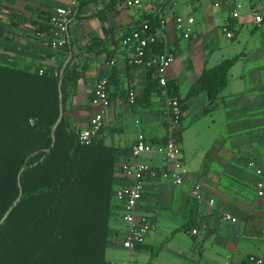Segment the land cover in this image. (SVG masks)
<instances>
[{
  "label": "crops",
  "instance_id": "1",
  "mask_svg": "<svg viewBox=\"0 0 264 264\" xmlns=\"http://www.w3.org/2000/svg\"><path fill=\"white\" fill-rule=\"evenodd\" d=\"M163 1L143 0L142 7L127 9L123 0H79L70 20L71 50L74 55H78V62L86 69L75 93L66 104V114L75 130L86 128L92 115L90 100L94 84L101 77L109 79L110 107L104 118L100 138L121 153L117 168L132 161L129 151L138 135H144L156 143L162 142L167 135L169 110L164 91L157 88L151 91L148 99H144L145 71L138 67L129 69L127 54L121 43L115 44L140 24L143 15L156 12ZM208 1L213 2L175 0L173 4L169 0L161 13L162 18L172 13L174 16L194 19V34L189 39L172 31L168 23L164 34L157 32L165 50H172L175 57L177 52L187 55L184 71L176 70L175 59L167 70L168 81H178L180 99L186 95L204 67H213L221 62L210 65L206 58L199 63L190 61L189 54L194 44L199 42V26L201 28L204 19L212 15L206 12ZM67 3L68 0H0V64L28 71H56L62 59L51 47L48 17L54 9L64 7ZM248 5L247 15H240L231 22L236 27L240 26L239 31L244 24L249 25L251 36L258 38V43L249 46L240 57L244 68L239 81L250 88L228 94L225 89L218 105L208 112H204V93L188 100L183 116L184 121L189 115L192 116L188 126L208 116L213 124L219 121L221 130L212 147V156H208L207 152L206 159L197 165L193 164V167L191 163L186 165L181 145L187 170V178L181 186H175L162 178L145 183L137 214L146 215L154 228L136 255L144 264H156L165 253H169V264H238L251 254L264 258L260 255L264 253V195L259 197L257 194V177L255 170L249 166V154L239 151L243 141L236 142L247 133L250 117L256 114L258 108L264 115V21L255 25L250 16L252 11H256L264 17V0H260L259 4L248 0ZM228 6L225 4L220 8L222 12L227 11L222 15L221 24L234 8L233 5L230 9ZM180 40L187 41L188 45L180 48ZM109 56L110 61L115 62L111 67L107 65ZM230 72L226 88L230 85ZM131 88L136 92L137 99L133 105H128L127 94ZM181 133L182 125L180 138ZM250 142L246 144L249 150L255 148ZM262 144L256 146L258 151L255 154L259 159L252 162L257 161L255 163H261L264 168ZM140 160L158 171L166 167L158 154L144 155ZM116 175H119L117 171ZM192 184L200 186L203 196L201 204L196 203L189 194ZM210 199L214 200V206L208 205ZM221 209L231 214L236 222L222 220ZM194 229L197 231L195 235L191 233ZM125 231V225L117 219L113 224L115 240L107 248L109 264H120L125 259L118 261V258L127 259L129 256L121 249ZM170 234L172 238L165 241ZM173 242L175 246L172 250L170 245ZM157 249L159 251L154 255ZM222 257L225 259L221 262Z\"/></svg>",
  "mask_w": 264,
  "mask_h": 264
},
{
  "label": "trees",
  "instance_id": "2",
  "mask_svg": "<svg viewBox=\"0 0 264 264\" xmlns=\"http://www.w3.org/2000/svg\"><path fill=\"white\" fill-rule=\"evenodd\" d=\"M168 2L143 15L135 28L146 24L148 34H157ZM173 19L171 13L167 23L172 31ZM239 28L232 22L229 26L234 36ZM151 48L154 53L165 51L160 41ZM54 53L62 59L56 76L48 69L39 74L40 69L0 64V222L11 208L0 223V264H109L107 248L115 240L117 220L115 189L125 183L116 175L121 153L100 138L102 129L89 145L77 141L65 107L86 68L70 43ZM241 56L204 67L181 99L178 81H167V96L180 99L184 114L188 100L204 93V112L210 111L218 105L229 72ZM145 73L143 97L148 99L151 91L163 89L154 70ZM176 136L180 139V131Z\"/></svg>",
  "mask_w": 264,
  "mask_h": 264
},
{
  "label": "built area",
  "instance_id": "3",
  "mask_svg": "<svg viewBox=\"0 0 264 264\" xmlns=\"http://www.w3.org/2000/svg\"><path fill=\"white\" fill-rule=\"evenodd\" d=\"M79 0H68L64 7H58L48 17V27L51 47L53 50H59L69 43V25L70 20L74 16V11ZM216 7L225 4L234 3L235 0H213ZM175 3V0H172ZM124 7L127 9H137L142 7L143 0H123ZM239 4H235L231 10L229 17L221 26L222 33L226 38L233 39L234 34L229 29L231 20H237L240 16ZM252 22L260 25L264 21V17L256 11L250 13ZM168 17H163L160 22L159 34L166 32ZM174 30L182 38L189 39L193 33L194 19L175 15L173 19ZM1 37V32H0ZM157 34H148V26L146 24L133 29L127 36L121 40V46L127 54L128 64L141 68L144 71L154 70V76L159 87L164 91L167 97V107L169 110L168 131L165 141L162 144H154L144 135H138L135 143L130 147L129 155L132 161L125 162L118 166L117 172L119 176L125 180V183L117 186L115 189V200L117 203L116 218L125 225L126 231L121 240V248L128 253V258L120 264H144L140 262L136 255L140 248L146 243L147 236L153 230L154 226L146 215H138L137 210L143 199L145 183L148 180H156L162 178L170 181L175 186H181L187 178V170L185 168L180 139L176 133L180 131L182 118L184 116L180 99L177 97L170 98L167 96V70L173 63L175 56L173 52L165 50L162 53H154L151 46L160 40ZM115 64L112 60L108 62L111 67ZM43 73V69L39 70V74ZM58 74L54 71V75ZM107 77L98 79L93 88L90 106L92 115L88 121L87 127L75 131L77 141L82 145H89L93 139L99 136V132L103 128V122L107 110L110 107ZM136 92L131 88L127 94L128 105H133L136 100ZM160 155L166 167L160 171L151 165L143 162L140 158L144 155ZM255 170L257 181L255 184L259 197L264 195V168L259 167L255 162L249 164ZM190 196L201 204L203 196L200 186L192 184L189 190ZM209 206H214V200L208 201ZM221 218L224 221L235 223L236 219L227 211L221 209ZM193 235L197 233L194 229L191 231ZM243 264H264V258L258 255H248ZM225 264H235L226 262Z\"/></svg>",
  "mask_w": 264,
  "mask_h": 264
},
{
  "label": "rangeland",
  "instance_id": "4",
  "mask_svg": "<svg viewBox=\"0 0 264 264\" xmlns=\"http://www.w3.org/2000/svg\"><path fill=\"white\" fill-rule=\"evenodd\" d=\"M242 2H234L229 4V9L235 6V4L240 3L241 8L238 10L239 14L241 16H245L248 13V0H241ZM255 3L259 4L260 0H253ZM209 4L206 6V12L212 13V15L206 17L204 19L203 24H201V28L199 26V42H196L194 44L192 52L189 54L191 58V62H201L203 58H206L208 60V63L210 65H213L214 63H217L219 61H222L226 58H231L235 55H240L242 52L246 51L247 48L251 45H256L258 43V38L252 37L250 30L251 27L249 25L244 24L237 36L234 39H227L225 34L221 31L222 26V15H225L227 11L222 12L221 7H216L214 2L208 1ZM222 12V13H221ZM202 33V35H201ZM188 45L187 41L180 40L179 47L184 48ZM187 55H185L184 52H177L175 57V68L176 70H185V66L187 65V62L185 64L184 59ZM196 63V64H197ZM244 66L242 63V60L239 59L238 62L234 64V66L231 69L230 77H229V87L226 88L225 93L228 94L230 92L236 93V91H241L242 89H249L250 87L245 84L240 83L239 76L242 73ZM256 110V109H254ZM256 114L254 116L250 117V124L249 128H247V133L244 134V137L240 140H237L236 142L240 143L243 141V147L239 149V151H242L244 154H249V163H251L253 160L259 159L257 158V155L255 154L256 151H258L259 145H263L264 143V115H262V110H259V108L255 112ZM217 119V118H216ZM192 120V116L189 115L188 119L186 121L183 120L182 122V133H181V145L183 148V156L185 158L186 165L188 166V163H191L192 167L193 164L197 165L199 163H202L204 158L206 159V155L212 156L213 149L212 147L215 144L217 135L220 133L221 125L219 121L216 120V122L213 124L212 120L209 119L208 116L200 118L193 126H188L190 121ZM244 121L246 120L243 119ZM235 121H237L235 119ZM241 122V120H240ZM246 129V128H245ZM241 138V137H240ZM251 141V142H250ZM252 143V145L255 146L253 149L252 147L248 148V143ZM247 144V145H246ZM208 152V153H207ZM257 162V161H255ZM259 167L263 166L261 163H257ZM263 168V167H261ZM179 236V235H178ZM172 238V235H168L165 241ZM177 242L176 240L174 241ZM171 243L170 249L173 250L175 243ZM264 246V244H263ZM112 248V246H110ZM109 248V250H110ZM122 249V248H121ZM123 250V249H122ZM158 249L155 250L154 255L158 253ZM166 252V251H164ZM171 252V251H170ZM124 253H126L124 251ZM169 253H165L160 259L159 262L156 264H169V260L167 258ZM264 256L263 254H260ZM126 258H118V261H121ZM225 258H220V261L222 262Z\"/></svg>",
  "mask_w": 264,
  "mask_h": 264
},
{
  "label": "water",
  "instance_id": "5",
  "mask_svg": "<svg viewBox=\"0 0 264 264\" xmlns=\"http://www.w3.org/2000/svg\"><path fill=\"white\" fill-rule=\"evenodd\" d=\"M69 59H70V58L67 59V62L69 61ZM61 118H62V115H60V118H59L57 124L59 123V121L61 120ZM57 124H56V125H57ZM56 125L54 126V128H53V130H52V136H53V137H54V130H55ZM18 201H19V199L16 200V202L14 203V205H15ZM10 210H11V208H10ZM10 210H9V211H10ZM9 211L4 215L3 219L1 220V222L7 217ZM1 222H0V223H1Z\"/></svg>",
  "mask_w": 264,
  "mask_h": 264
}]
</instances>
